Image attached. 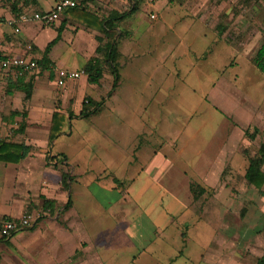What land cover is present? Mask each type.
<instances>
[{"label": "crops", "instance_id": "1", "mask_svg": "<svg viewBox=\"0 0 264 264\" xmlns=\"http://www.w3.org/2000/svg\"><path fill=\"white\" fill-rule=\"evenodd\" d=\"M58 1L0 0V60L13 54L39 65L23 77L0 69V143L22 146L0 149V218L35 219L32 228L0 239V264H264V187L244 179L252 157L236 148L240 132L208 137L206 129L230 61L214 67L216 58L227 50L231 60L241 54L235 46L216 48L206 19L181 21L166 12L184 4L203 10V0H79L76 12L67 10L51 26L18 22L21 13H49ZM60 69L83 76L61 86ZM230 71L240 81L236 68ZM178 106L187 115L201 107L204 115L180 121L177 109L167 110ZM53 129L60 133L51 142ZM255 129L257 155L264 139ZM64 140L82 143L79 157L64 151ZM178 159L203 183L196 198L202 218L188 232L183 257L170 227L183 203L172 190L166 197L168 166L151 170L152 161L177 166ZM228 167L243 170L239 188L236 178L223 181Z\"/></svg>", "mask_w": 264, "mask_h": 264}, {"label": "rangeland", "instance_id": "2", "mask_svg": "<svg viewBox=\"0 0 264 264\" xmlns=\"http://www.w3.org/2000/svg\"><path fill=\"white\" fill-rule=\"evenodd\" d=\"M197 1L202 2V0ZM202 4L203 10H200L201 8L195 11H193L194 9L186 10L187 5L184 4L180 6V8H182L181 11H177L176 7L173 8L171 6V8H168L166 12L171 16V18H175L181 21L185 18L189 19V17H193L195 19L196 16L206 19L210 36H213L217 39V41L213 42V45L216 46V48L225 45H228L230 47L235 46L238 49V52H240L241 55L238 58V55H236V59L233 60H231V58L228 59V50L221 52L216 58L214 67H216L217 65H222L228 60L230 61L225 68L226 70L222 73L223 77L219 82V86H224V90L216 91V94H218V96L216 97L220 107L217 108L218 110L215 112L213 105L211 104L213 102H210L208 109L209 114L207 115L210 119V124L206 129L209 134L208 137H212L211 134H213L212 132H214L215 130L218 134L225 132V134H227V138L230 137L233 131L240 132L242 139L238 140L239 147H236V144L235 147L240 149L241 154H246L245 158L246 160H248V158L254 157V153L258 150L260 140H258L256 143L250 141L249 138H246L244 136L245 130L250 129L251 132H254V128H258L262 131L259 138L264 139V76L259 75V73L255 69V60L258 51L264 41V1L203 0ZM176 15H178V17H176ZM170 16L167 17L170 18ZM214 67H210L209 71L211 72V76L215 74L213 72ZM234 67L236 68V72L238 73V75L240 74V81H238L237 75L234 77L229 75L227 76V72H229L230 69H233ZM178 78L179 82H181L182 78H185L184 76L182 77L181 71L178 74ZM229 78H233V82L230 81ZM187 83L188 82L184 81V84L188 85ZM208 83L209 82L206 81V84L203 85V90L205 92L208 91ZM231 84H233V86ZM238 90H240V92ZM186 98L187 99H185V104L187 105V103L190 101L189 94ZM195 101H197V99ZM132 109L140 112L141 110H143V108L139 107H133ZM176 109L177 118L180 121H183L185 118L195 120L196 118L204 115L202 113L203 109L201 107L196 108L195 112L190 113L189 115L186 114L187 112L185 107L178 106L177 108L172 109L167 108V110L170 112L172 110L176 111ZM162 112L163 115L167 117V120L169 119L171 123H176L174 119L168 118L171 113H166L165 115L164 111ZM135 123L136 126L139 124L138 119L135 121ZM152 131L154 132V130ZM204 139L207 140V137H205ZM223 140L225 141V138L222 139V141ZM64 141L66 142L64 144V151H66V153L71 157H79V154L77 153H79V151L81 150L82 143H80L79 141L76 143V140ZM155 141L158 143L159 139L155 138ZM168 143L170 142L168 141ZM167 145L168 144L161 145V147L163 148ZM57 148H59V146ZM162 163L168 166V176L161 182L162 185H164V188L167 189V192L169 194L166 197L171 196L172 190V193L175 196L178 195L181 202L183 203L181 204V210L171 215L172 222L170 225V227L174 228L176 231L177 235L175 236L177 237V240L175 241H178V244L181 245L179 247V254H181V256L183 257L185 256L186 237H189V231L192 228H195L196 220L199 221L202 218V198L197 200L194 197L195 194L192 192V185H194L197 193L201 194L202 190L200 188H203V183L201 182L202 180L200 172L192 171V169L187 170L186 164L182 162L181 159L177 160V166L175 164H172L174 167L166 162L159 161L155 163L152 161L151 170L155 169L156 166H162ZM233 171L234 170L231 167H228L227 171L224 172L223 181L228 182L229 178H236L238 179L239 184H237L236 187L233 188H239L241 180L243 181V177H241L242 175H240L241 171L243 170L241 169L239 172L235 171V173H233ZM185 188L186 190L188 188L191 189V191H189L188 193V196L190 195L188 203H186L185 196H183ZM125 195H130L129 187L125 188ZM125 200L127 201V199ZM160 205L163 211L169 212L166 207L165 199L162 200ZM188 210H194V219L189 216L190 214Z\"/></svg>", "mask_w": 264, "mask_h": 264}, {"label": "built area", "instance_id": "3", "mask_svg": "<svg viewBox=\"0 0 264 264\" xmlns=\"http://www.w3.org/2000/svg\"><path fill=\"white\" fill-rule=\"evenodd\" d=\"M79 0H59L55 8L45 14L36 13L29 15L21 13L18 17V22L27 23L30 21L40 22L44 25L51 26L55 24L62 14L67 10L78 7ZM154 19L155 16H152ZM17 22V21H16ZM0 21V27H2ZM16 33L20 32V28H16ZM39 67L36 60L29 59L25 56L20 55H9L0 60V69L13 73L17 77H23L27 74L33 73ZM83 76L82 72H71L68 70H58V84L64 86L67 81H75L81 79ZM88 103V101H86ZM35 224V219L32 215H25L20 220H12L10 218H0V239H11L14 235L21 231L32 228Z\"/></svg>", "mask_w": 264, "mask_h": 264}, {"label": "trees", "instance_id": "4", "mask_svg": "<svg viewBox=\"0 0 264 264\" xmlns=\"http://www.w3.org/2000/svg\"><path fill=\"white\" fill-rule=\"evenodd\" d=\"M264 1V0H263ZM79 7V6H78ZM77 8H75L73 10V12L77 11ZM113 52L110 53V61L111 63L114 65L115 69H117V66L114 62V60L112 59V54ZM255 64L257 66V68L259 69V71L264 75V41L258 51L256 60H255ZM94 68V64H90L88 67V70H92ZM116 86V85H115ZM26 96L27 99H30L32 96V92L26 91ZM89 104V101L88 103ZM60 132L57 130H52L51 132V142L56 138V136L59 134ZM258 131L255 129L254 132L252 133L250 130L246 131V136L251 139V140H255V138L258 135ZM22 148V146L20 145H16V144H11V143H7L6 141H3L0 143V149H5V150H16V149H20ZM4 150V151H5ZM3 151V152H4ZM25 154H21V155H17V157L20 159L24 158ZM1 158V157H0ZM2 160V158H1ZM264 142L262 143L257 155H255L254 157L250 158L249 160V167L246 170V174L244 179L253 187L257 188V189H262L264 187ZM201 189V188H200ZM193 192L195 194V198L200 197L201 194H198L197 191L195 190L194 186H193Z\"/></svg>", "mask_w": 264, "mask_h": 264}]
</instances>
